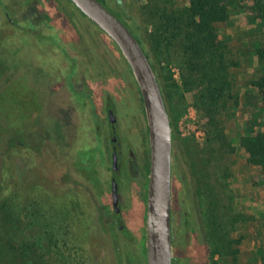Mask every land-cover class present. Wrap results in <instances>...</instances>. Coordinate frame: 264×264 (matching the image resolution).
I'll use <instances>...</instances> for the list:
<instances>
[{"label":"rangeland","instance_id":"374dc122","mask_svg":"<svg viewBox=\"0 0 264 264\" xmlns=\"http://www.w3.org/2000/svg\"><path fill=\"white\" fill-rule=\"evenodd\" d=\"M31 1L0 0V240L12 235L30 243L25 255L31 264H108V240L98 214L105 201L99 187L109 190L110 126L104 107L117 118L123 153L132 147L139 157L148 147L149 155L142 97L121 51L106 36L103 47L101 30L71 0H51L52 19L41 29L38 13H30ZM98 1L114 9L110 0ZM130 1L136 14L143 12L139 29L150 33L154 19L145 9L160 5L170 12L185 0ZM251 17L249 3H242L231 6L225 21L214 23L216 39L229 50L231 88L226 108L212 111V118L196 101V87L183 80L182 53L175 43L167 50L168 34L161 53L150 50L178 131L172 150L183 161L203 221L206 264H264V178L239 144L248 131H264V107L250 86L264 73L254 53L264 27ZM83 73L91 84L79 81L80 87H73L70 79L80 80ZM216 130L225 143L213 139ZM180 173L174 165L175 195L186 191ZM136 226L127 224L139 236L128 244L130 251L141 242ZM212 242L219 252H212ZM139 259L128 252L130 263Z\"/></svg>","mask_w":264,"mask_h":264},{"label":"trees","instance_id":"16d2710c","mask_svg":"<svg viewBox=\"0 0 264 264\" xmlns=\"http://www.w3.org/2000/svg\"><path fill=\"white\" fill-rule=\"evenodd\" d=\"M110 1L114 6V9L111 10L112 13L132 33H135L133 35L141 44L148 59L150 58L151 48L161 53V41L164 40V34H168L165 37L169 44L167 50H169L170 46L174 47L175 43L179 52L182 53L181 59L183 60L181 65L187 73L186 77L183 76V80L192 86V90L196 87V101L208 112V116L211 117V112L216 109L219 112L226 108V96L231 88L228 73L230 64L229 50L226 48L227 45L223 46L222 42L216 39L214 23L225 21L229 17L231 6L249 3L250 10L253 13L251 20L259 19L261 26L264 27V0H185L181 7H177L170 12H165L166 7L157 5L144 10L145 14L151 13L153 15L152 19H154L155 27L150 33L146 29L144 31L139 29L138 15H143V12L140 10V12L138 11L139 14H136L133 11V2L130 0ZM167 13L169 15H167L168 17L166 16V19L169 20V23L166 24L165 28L163 19ZM262 33V45H258V43H261L258 42L254 51L258 63L262 66L260 68H264V28ZM99 36H101L99 38L100 42L106 48L105 43H103L105 34H99ZM95 44L97 45V43ZM114 48L120 52L115 43ZM149 61L154 68L150 59ZM102 71L105 70L102 69ZM250 86L256 90V95L262 103V107H264V73L253 79ZM169 111L167 108L168 115ZM170 124L175 139L174 133L178 132L177 127L171 121ZM213 139L221 140L225 143L222 133L218 130H216ZM239 144L246 153L247 162L260 167L264 178V131L258 130L255 133L248 131L240 137ZM173 164L177 165V167L179 166L180 177L182 176L185 179L186 183H182L186 190L184 196L188 202L195 205L190 192L189 181L183 169V161L175 150H172L171 174ZM215 216L216 213H212V222L217 223ZM212 233L219 235L217 228L212 229ZM29 245L30 243H19L12 235L1 239L0 264H31V259L25 255ZM212 246V252H219L216 249L218 246L213 242ZM128 264L132 263L128 261Z\"/></svg>","mask_w":264,"mask_h":264},{"label":"flooded vegetation","instance_id":"af4514ba","mask_svg":"<svg viewBox=\"0 0 264 264\" xmlns=\"http://www.w3.org/2000/svg\"><path fill=\"white\" fill-rule=\"evenodd\" d=\"M31 2H33L34 4H31L30 13L34 15L38 13V15H36L35 17L37 18V24L38 22L43 24L38 27V29H41L45 25H48V21L52 19V1L32 0ZM13 4L17 5L16 2H13ZM32 11H34V13H32ZM3 14L6 18L9 15L6 11H4ZM8 19V22L12 23L11 18L8 17ZM34 26L36 28V25ZM76 57L78 58V54L76 55ZM92 80L93 79L90 76L86 78V75H84V73L80 80L73 78L70 79L73 87H75L79 81L80 84L84 83V85L86 86V82L88 84H91ZM80 84H78L79 87ZM108 110H111L113 113L111 107H104V112L107 117V123L110 126L107 135L110 145V154L108 155L110 163L107 164L106 169L109 178V190L104 186L99 187V190L103 194L105 201L104 204L99 205L98 210L99 218L104 228V234L106 235L108 240V264H128V252H131V255L140 257L139 264H147L146 201L150 158V155H148V147H146V151L144 150V152H142V155H139V157L136 153H134L132 147L129 148L127 146V152L123 153L121 149L122 145H120L119 142V130L116 129L117 118L114 116V121L111 122L108 119ZM146 133L147 138H149L148 127ZM113 152L116 153V163L114 165V168L112 159ZM104 153H106L105 147ZM108 158L107 156L105 157V159ZM122 167H124L125 169ZM123 169L125 171H123ZM113 181H115L116 183V205L113 204L111 191ZM172 185L173 184L171 182V263L206 264L207 255L205 254L206 252L204 251V247L207 240L204 226H202L203 221H200L201 218L199 219L196 206L193 203L188 202L187 198L184 195H175L172 189ZM133 222L137 224L136 227L141 232V242L138 249H135V251H130L127 248L128 244L130 245L139 237L135 234V231H131L127 227V224H132ZM143 231L145 232L144 243H142ZM209 253L208 258L210 259Z\"/></svg>","mask_w":264,"mask_h":264},{"label":"water","instance_id":"95a60500","mask_svg":"<svg viewBox=\"0 0 264 264\" xmlns=\"http://www.w3.org/2000/svg\"><path fill=\"white\" fill-rule=\"evenodd\" d=\"M108 38L117 45L128 63L142 97L149 137V177L146 201L147 264H171L170 234L171 158L174 135L169 115L152 64L128 27L98 0H71ZM108 119L114 115L108 110ZM113 168L116 153L112 154ZM117 202L116 183L111 186Z\"/></svg>","mask_w":264,"mask_h":264}]
</instances>
